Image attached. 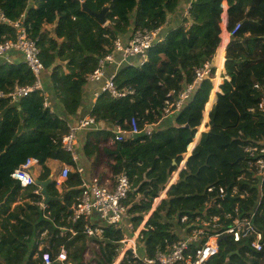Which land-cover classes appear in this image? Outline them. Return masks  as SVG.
Returning <instances> with one entry per match:
<instances>
[{"label": "trees", "instance_id": "1", "mask_svg": "<svg viewBox=\"0 0 264 264\" xmlns=\"http://www.w3.org/2000/svg\"><path fill=\"white\" fill-rule=\"evenodd\" d=\"M183 1L0 0V10L8 19L23 17L24 26L40 49L45 73L43 78L40 75L41 90L14 101L8 93L15 86L33 84L35 77L24 62H0V264H42L35 256L32 236L44 227L53 230L37 205L42 200L34 192L37 185L21 186L11 176L14 169L34 157L41 167L36 177L45 180L53 176L50 161L70 167L65 191L59 192L55 180L47 187L50 196L62 197L46 207L54 220L64 218L81 195L82 178L76 161L61 144L70 123L50 110L45 81L50 82L66 114L74 115L81 105L88 75L100 58L113 53L114 40L140 29H159L158 36L163 35L162 27ZM188 4V14L182 12L179 23L148 50L143 64L119 66L113 82L117 90L127 93L112 98L102 92L89 116L95 122L118 125L126 131L134 115L140 128L145 123H159L165 116L166 101L193 82L195 69L214 60L224 27L230 38L227 43L223 40L216 63L219 69L224 66L229 79L219 82L217 77L219 83L214 88V66L211 76L198 84L187 104L168 115L172 123L158 126L151 134L132 136L126 132L124 141L119 142L112 141L111 129H95L93 140L87 139L82 146L88 161L95 167L103 166L97 174L100 182H113L120 173L128 176L131 189L123 203L137 226L193 144L176 182L155 206L141 232L147 255L180 237V217L204 208L209 185L235 184L240 190L247 189L249 195L241 200V211L256 208V188L251 185L254 179L242 146L264 144V111L258 109L264 98V0H190ZM103 10L101 23L90 11ZM15 33V28L0 23V42L15 39ZM202 120L209 128L197 138ZM202 129L203 124L199 127ZM209 211L215 208L209 207ZM256 225L264 236V199ZM123 234L121 229L106 226V239L100 241L98 249L89 248L91 241L83 234L48 242L53 243L54 251L64 244L72 264H92L83 257L86 249L93 251L95 264H111ZM206 264H264V247L255 251L243 241L226 238Z\"/></svg>", "mask_w": 264, "mask_h": 264}, {"label": "built area", "instance_id": "2", "mask_svg": "<svg viewBox=\"0 0 264 264\" xmlns=\"http://www.w3.org/2000/svg\"><path fill=\"white\" fill-rule=\"evenodd\" d=\"M188 8L189 5L184 10V14H188ZM0 23L10 25L15 28L16 32L15 39H7L0 42V58H7V54L11 50L21 52L23 62L35 77L33 84L22 87L15 86L8 93V96L16 101L33 90H41L40 75L44 67L39 55L40 49L24 26L23 17L17 20H10L0 10ZM158 32L159 29L134 30L127 35V39L119 36L114 40L113 53H108L100 58L96 68L87 77L88 81L99 82L100 84L99 92L95 93V96L102 92H108L112 98H117L127 93L120 92L115 87L113 82L115 74L106 76V66L115 64L119 67L122 63L134 65L135 63L131 58L135 56L139 57L136 64H143L147 59L148 50L160 40ZM229 36L230 33H226V37H221V42L212 62H206L202 67L195 69L193 82L186 84L182 90L166 101V105L163 107L165 115L178 112L183 108L192 97L198 84L211 76V69L214 66L216 67L215 74L211 77L214 82V88L217 87L221 80L227 78L225 74L220 76V71L224 66L220 69L218 68L216 57L218 50L222 48L223 40L226 39L227 43ZM115 55H120L118 61L115 59ZM217 77H219V82H216ZM2 95V92H0V96ZM44 104L47 105V103ZM258 109L264 111L263 97L258 103ZM138 120L139 118L135 115L130 118L128 131L123 130L118 125L114 126L112 128V141H124L126 132L132 136L142 133L151 134L156 123H145L140 128ZM95 123L93 117L86 116L79 119L76 123L68 124V131L62 136L61 144L63 149L72 155L73 160L77 157V131L92 128ZM202 124L203 129L199 130ZM200 125L197 127L196 135L209 128L203 120ZM195 139L197 138H194V141ZM192 148L193 144L183 154L180 166L172 173L168 182L155 198L152 208L144 215L141 223L135 228L130 223L131 215L127 213V207L123 203L131 189L129 178L124 173L116 175L113 182L106 181L102 183L96 175L92 176L88 181H83L81 184V195L70 206L64 218L59 220H54L49 216L46 211L47 204L43 202L42 197V200L37 205L43 211L42 218L50 221L53 230L51 231L50 228L44 227L36 231L32 236L35 256L41 258L42 264H52L57 261L64 264H72L64 244H60L57 247V251H54L53 243L51 245L48 241L64 236H68V239H73L83 234L91 241L89 248L98 249L100 241L106 239L104 236V228L106 226H112L124 231L122 238L118 241V246L115 249L117 254L111 264H206L212 256L218 253L220 246L218 242L223 238H229L233 242L243 241L251 249L261 251L264 247V236L256 225V219L259 214L260 203L264 199V144L245 143L242 146V150L245 154L244 157L247 158L249 171L254 179L251 185L256 188V208L241 211V200H246L249 195L247 189L240 190L235 184L232 186L209 185L206 187L208 201L205 203L204 208L193 215L183 214L180 217V223H182L178 230L180 237L168 244L164 249L157 248L152 255L144 253L141 232L146 229V221L155 206L166 198L168 189L176 182L178 171L191 154ZM35 165H38L36 158H27L24 163L11 173L12 178L18 180L23 187L37 185L34 181L35 173L33 168ZM69 171L70 167L63 164L59 176L55 180L56 185L64 183ZM34 192L41 195L38 185ZM227 194L230 200L226 198ZM209 207L215 208V211H209ZM93 214H97L98 218L102 219L101 225L93 223L91 219ZM89 253L91 256V250L86 249L84 254H87V259L90 257L88 256ZM246 254H249V252Z\"/></svg>", "mask_w": 264, "mask_h": 264}, {"label": "crops", "instance_id": "3", "mask_svg": "<svg viewBox=\"0 0 264 264\" xmlns=\"http://www.w3.org/2000/svg\"><path fill=\"white\" fill-rule=\"evenodd\" d=\"M189 1L190 0H184L182 2V5L178 9V11L174 15H171L168 18V24H167V26L162 27V29H164V33H163V35L158 36L159 39L163 38L164 34H166L168 29L173 28L174 26H176L179 23V21L181 19V14L188 7ZM162 29H161V31H162ZM226 33L227 32L225 31V27H224L222 36L226 37ZM123 37H124V39H126L128 36H123ZM229 38H230V36L228 37V40H229ZM16 60L19 61L18 63L23 62L22 53L19 51H16V50H11L7 54V58H5V57H2V59L0 58V62L8 61L11 63H16L15 62ZM118 69H119V67L117 65L108 64L106 66V69H105L106 76H109L111 74H115ZM221 74L222 75L225 74L224 68H222V70L220 71V76H221ZM226 79H229V78L227 77ZM44 84L47 85L46 88H47V93L49 95V100H50L48 103L50 110L55 112L61 118L66 119V121L68 123H76L79 119L85 118L86 116L88 117L89 112H90L92 106L94 105L95 100L99 96V95L95 96V93L99 92L100 84H98L97 82L88 83L87 87L83 91L82 101H81V105H80L78 111L74 115L69 116L64 111L63 106L57 101L56 97L54 96L50 82L45 81ZM156 126H159V123H156L154 127H156ZM112 128H113V126H111L110 123L96 122L92 128L80 129L77 131V133H76V153L78 156V160L77 159H74V160L76 161L78 171H79L81 178H82V182L90 180L92 176H94V175L97 176V174L99 173L98 167L97 166L95 167V164H93L91 161H88V159L84 155V153L82 151V146L84 145V143L86 142L87 139L93 140V136H92L93 130H95V129H111L112 130ZM154 130H157V129L154 128ZM49 165H51V167H52V175H53L52 179L56 180V178L59 176L60 170H61L63 165H61L58 161H50ZM40 169H41V167L39 165H37L36 170L34 169L35 170L34 171L35 176H37L39 174ZM107 181H110V180H107ZM56 188H58L59 192L61 193V192L66 190V185H64V183L63 184L61 183V184L56 185ZM94 216L96 218H98L97 214H94ZM94 219L95 218H93V220H92L94 224H100L101 225L102 219H100L101 223L94 222Z\"/></svg>", "mask_w": 264, "mask_h": 264}, {"label": "water", "instance_id": "4", "mask_svg": "<svg viewBox=\"0 0 264 264\" xmlns=\"http://www.w3.org/2000/svg\"><path fill=\"white\" fill-rule=\"evenodd\" d=\"M105 10V9H104ZM104 10L103 11H101L100 13H94V12H92V11H90L91 12V14L95 17V18H97L101 23H104V15H103V12H104ZM213 102V97L211 98V100H210V105H211V103ZM173 163H175V161H173ZM52 176H49L48 178H46L45 180H39L36 176H34V181H35V183L40 187V193H41V195H42V197H43V202L45 203V204H49L52 200H61L62 199V197H59V196H50L49 194H48V191H47V187H48V185L52 182ZM226 198H228L229 200H230V197H229V195L227 194L226 195ZM223 239H225V238H223ZM223 239H221V240H223ZM221 240L218 242L219 244L221 243Z\"/></svg>", "mask_w": 264, "mask_h": 264}, {"label": "rangeland", "instance_id": "5", "mask_svg": "<svg viewBox=\"0 0 264 264\" xmlns=\"http://www.w3.org/2000/svg\"><path fill=\"white\" fill-rule=\"evenodd\" d=\"M181 5H182V3H181ZM180 5V6H181ZM182 15V14H181ZM127 36V35H126ZM127 39V38H126ZM225 50V49H224ZM223 56H224V52H223ZM115 59L118 61L119 59H120V55H115ZM131 59H133V62L135 63V65H136V63H137V59H138V56H135V57H133V58H131ZM9 60V59H8ZM16 63H18L19 61L18 60H16L15 61ZM123 64V63H122ZM121 64V65H122ZM44 71H42V78H43V76H44ZM88 83H91V81H88ZM87 87V85H85L84 87H83V89H85ZM46 90V89H45ZM46 94L48 95V93H47V90H46ZM48 97H49V95H48ZM172 118H173V116H172ZM173 122V119H171L168 115H165L164 117H163V119L159 122V126L160 127H163V125H165L166 123H172ZM155 129H158L159 127L158 126H156V127H154ZM198 134L199 133H197V138H198ZM194 138H196V137H194ZM197 140V139H196ZM76 159L78 160V156L76 157ZM103 160H105V159H103ZM102 167L103 166H100L99 168H98V170L100 171V170H102ZM36 168H37V165H35L34 166V168H33V171H35L36 170ZM35 169V170H34ZM128 213V212H127ZM147 213V212H146ZM145 213V214H146ZM144 214V215H145ZM144 215H143V217H144ZM93 218H95L94 219V222H98V223H101V220L99 219V218H96L95 216H94V214L91 216V219L93 220ZM130 223L132 224V226L135 228V227H137V226H135L137 223L136 222H133L132 221V218H130ZM91 252H93L92 250H91ZM88 256H90V253H89V255ZM83 257H84V259H86L85 261H91L92 262V264H95V256H93L92 254H91V256L87 259V254H84L83 255Z\"/></svg>", "mask_w": 264, "mask_h": 264}]
</instances>
